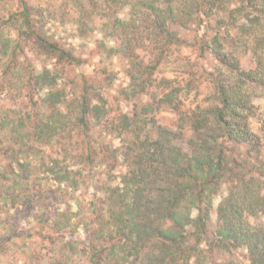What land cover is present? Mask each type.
Wrapping results in <instances>:
<instances>
[{"label": "trees", "instance_id": "16d2710c", "mask_svg": "<svg viewBox=\"0 0 264 264\" xmlns=\"http://www.w3.org/2000/svg\"><path fill=\"white\" fill-rule=\"evenodd\" d=\"M71 2L77 29L86 27L97 15L96 1ZM109 2L100 15L114 44L104 51L128 61L131 79L119 94L124 101L147 97L131 112L107 100L105 86L113 75L105 67L97 70L100 77L74 76L68 99L62 72L82 59L54 40L39 18L36 24L39 7L20 0L19 10L0 18V90L17 81V95L22 89L25 95L23 102L12 103V110L0 105V205L41 209L34 233L7 230L4 237L0 232V255L14 250L24 264H241L235 254L243 249L248 264H264V118L254 103L264 95V0H236L234 6L228 0ZM113 3H127L123 17L113 11ZM109 10L112 18L107 19ZM193 18L198 27L209 22L210 31L194 32L198 56L183 66V86L164 77L152 91L168 50L180 46L173 26ZM27 40L40 57L55 61L52 67L18 60L17 51ZM140 48L147 49L145 55ZM205 52L215 60L212 69L199 61ZM248 53L245 66L242 57ZM203 82L209 83L204 97L194 93L188 110H182V93L184 101ZM67 101L72 108H65ZM166 107L177 116L164 125L158 121ZM96 132L98 137L109 133L120 144L89 143ZM38 142L58 145L63 159L42 156V170H36ZM97 157L108 163L106 181L100 182L102 168L94 171L89 179L103 188L82 199L73 189L78 191L88 177L71 165ZM119 164L123 169L114 178ZM40 171L54 187L45 185ZM54 199L66 208L51 210ZM1 209L3 228L12 217ZM44 247V254L35 251Z\"/></svg>", "mask_w": 264, "mask_h": 264}, {"label": "rangeland", "instance_id": "374dc122", "mask_svg": "<svg viewBox=\"0 0 264 264\" xmlns=\"http://www.w3.org/2000/svg\"><path fill=\"white\" fill-rule=\"evenodd\" d=\"M86 2L88 0H85ZM96 1V9L95 13L97 15L92 16L90 19L87 20V26L84 27V25L80 26L77 29V21H76V15H75V9L72 8V2L71 0H28L30 4L35 5V7H39L41 15H34V18L36 20L37 24V18H39V23L42 24L44 30L52 36L54 40H59L62 42L67 48L73 49L77 56L79 55L80 58L82 59V62L76 66H68L66 65L64 68V71L62 72L63 78L61 79L62 85L64 84L66 87V93L68 94L67 97L70 99L73 96V91H72V86L74 84L70 83L71 80L73 79L74 76H76L79 73H83L86 77L90 76H96L100 77L99 74L97 73V70L100 67H105L109 73L113 75V81L111 85H106L105 86V95L107 97V100L110 102V104H113V106L117 108H122L123 111L131 112L133 104L137 103L139 100H144L147 97L140 96L138 99H132L130 101H124L119 94V90L124 89V88H129L131 85L129 75L127 74V69L129 67L128 61L121 57L120 55H114L111 57L106 56V53L104 49L109 46L113 45V40L107 35V28H105L102 25V22L106 20L104 17H102L101 11L102 9L107 7L108 5L110 6L109 0H95ZM229 6H234L236 0H228ZM120 4V5H119ZM119 4H111V8L113 11L117 12L118 16L125 15L128 5L125 3V5ZM21 3L20 0H0V18L6 20L8 18V14L10 12H15L19 10ZM119 10L117 11L116 9ZM116 8V9H115ZM121 8V9H120ZM111 9V10H112ZM37 11V10H36ZM109 15H107V19L112 18L111 11L109 10ZM41 18V19H40ZM194 18L189 21L188 23H183L178 22L176 25L173 26V32L176 33V37L180 41V46L179 48H170L168 50V56L164 59V64L162 68H157L159 70V73L154 76V82L152 79V86L150 87L153 91L154 87L158 86V83L161 81L162 78L166 79H171L173 83H177L180 86H183V66H185L187 62L189 64H192L195 61L196 56H198V51L196 50L197 48L192 47V40L193 37L195 36L196 31L200 33H204L205 31H210L209 28H207L208 23L204 21L201 26L198 27L196 23H193ZM198 28V29H197ZM10 33L12 36H15V30L11 29ZM20 49L17 51L19 53L18 55V60L23 62V60H30L31 63L36 67V68H41L43 65H46L48 67H52L54 64L53 59H46L44 56L40 57L39 53H36V48L33 47L32 41L27 40L25 43H21ZM146 48H140L139 53L141 55L146 54ZM204 59L201 58L199 60L205 68L207 69H212L214 67V64H216L214 61L213 56L204 53ZM242 57V64L243 65H248L247 61L250 60V55L245 54ZM4 61V59H2ZM1 71V70H0ZM78 77H76L77 79ZM75 79V81H76ZM20 82L17 81H12L10 84H6L3 88V90H0V105H5V112L12 106V103H15L16 101H24V91L18 90L19 95L16 93V87L17 85H20ZM196 84V83H195ZM205 84V85H203ZM198 88L197 90L193 89L188 93V97L183 101V93L182 96L180 97L181 100V106L182 110H188V106H190L188 103L192 101L194 93L197 94L196 96L198 99L204 97V90H208V87L206 85H209L207 82H203L202 84L198 83ZM199 90V91H198ZM206 90V91H207ZM155 91V90H154ZM157 91V90H156ZM11 93L15 94V98L11 96ZM151 96V91L150 94ZM37 97V96H36ZM21 103V102H20ZM118 103L119 106L116 105ZM255 105L257 106V113L261 116V118H264V95L260 96L259 98H256L254 101ZM188 104V105H187ZM66 109L72 108L69 104L68 101L64 105ZM16 107V105L14 106ZM64 108V107H63ZM12 110V109H11ZM176 113L172 111L171 108L166 107L162 112L159 114V123L161 124H170L172 121L176 118ZM257 120V119H256ZM169 127V125H168ZM259 123L254 122L253 123V128L256 131L258 130ZM98 132V131H97ZM92 133L90 134L91 137L88 139V142L98 145H103L104 142L117 146L119 143V138H116L112 136L109 133H104L102 137H98V134ZM54 142V141H53ZM36 147L33 148V152L35 153L38 151L39 155L34 156V164L36 163V170H42V165L40 166L41 163V157L44 156L46 158H58L59 161L63 159V155L65 154L63 151H59L60 147L56 145L55 143H52L54 146L51 148V145H44L43 143H35ZM56 145V147H55ZM238 150H236L237 152ZM263 155H264V148H263ZM95 162V163H94ZM94 162H87L86 165L80 164V165H71L73 166V170L79 169L81 171V174L85 177H88L86 180V184L84 186L78 187V191H75L73 189V193L77 192L76 194H81V198L84 199V197L90 196L92 193L96 192L98 193V190H101L103 187L100 188L101 185H99L95 179H89L90 174H92L94 171H97L99 169H103L102 176H101V181L100 182H105L106 181V173L105 170H108V163L104 162L102 157H97ZM41 168V169H40ZM123 166L122 164L117 166V170L112 171L113 172V177L116 178V175L119 174V170H122ZM39 177L43 179V182H45V185L50 184L54 187V182L50 180V178L46 179L43 177V174L41 171L39 172ZM101 183V184H102ZM49 185V186H50ZM89 187L86 189V187ZM48 187V186H45ZM225 186H223L224 188ZM222 188V189H223ZM223 191V190H222ZM219 198L213 199V205L214 209L218 203ZM57 199L53 200V203H51V210L57 209L60 210V208L65 209L66 205L63 202H59ZM71 210L74 211L76 210V205H75V200H71ZM1 213L6 215L7 212V217H12L6 222L3 223V228L2 223L0 224V232L1 235L6 237V235L9 233L7 230H16L18 234H28V233H34L35 232V227H36V216L40 213L41 209L37 208L36 206H22V205H0ZM214 209L212 212V219H213V224L214 226V221H215V214H214ZM255 220V219H254ZM77 231L80 233L79 238L83 236L81 234L80 226L77 227ZM75 233V232H74ZM69 234L67 233L66 236ZM65 236V239L67 237ZM78 236V235H76ZM36 239V236L33 235L30 239H28L26 242V246H31L30 241L34 242ZM47 247L50 248V245L48 243ZM36 245V244H34ZM17 247V246H16ZM34 246L32 245L31 249ZM36 247V246H35ZM46 248L44 249H36L35 251H38L40 253H46ZM10 251V250H9ZM12 252V253H10ZM10 252L2 253V256L0 255V264H24L26 260L23 258L21 253L15 254L14 250H11ZM15 254V255H14ZM17 255V256H16ZM245 252L243 249H240L236 252L235 257L241 261V264H248L247 260L244 257ZM18 257L17 261L16 258Z\"/></svg>", "mask_w": 264, "mask_h": 264}]
</instances>
